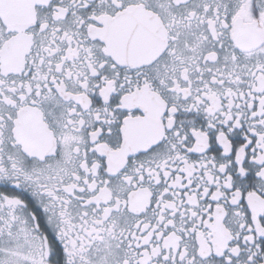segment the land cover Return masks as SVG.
<instances>
[{"label": "snow or ice", "instance_id": "6c2138e0", "mask_svg": "<svg viewBox=\"0 0 264 264\" xmlns=\"http://www.w3.org/2000/svg\"><path fill=\"white\" fill-rule=\"evenodd\" d=\"M0 264H264V0H0Z\"/></svg>", "mask_w": 264, "mask_h": 264}]
</instances>
